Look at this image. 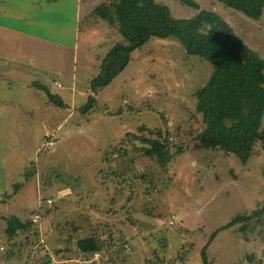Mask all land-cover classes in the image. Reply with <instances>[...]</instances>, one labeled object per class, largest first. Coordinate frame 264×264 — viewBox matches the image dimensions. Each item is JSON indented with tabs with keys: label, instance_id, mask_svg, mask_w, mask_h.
Segmentation results:
<instances>
[{
	"label": "rangeland",
	"instance_id": "obj_1",
	"mask_svg": "<svg viewBox=\"0 0 264 264\" xmlns=\"http://www.w3.org/2000/svg\"><path fill=\"white\" fill-rule=\"evenodd\" d=\"M80 1L83 9L75 13L73 0H0V30L32 31L42 44L49 42L50 51L59 46L64 52L61 63L55 56L33 62L40 71L52 60L56 72H75L72 82L58 77L60 87L42 83L55 94L52 102L43 88L20 82L21 71L4 68L0 58V215L30 220L13 235L0 220V259L201 264L199 248L209 233L264 201V150L254 145L242 162L196 140L203 121L193 91L207 79L211 64L185 53L172 35L152 36L130 51L107 84L85 92L107 46L120 36L114 23L101 27L92 9L107 0ZM155 1L174 16L196 10L182 0ZM194 1L225 19L264 58V6L254 19L218 0ZM89 93L94 101L81 109ZM157 131L164 138L163 163L139 149L138 136ZM34 213L38 218L32 221ZM86 234L102 241L101 258L91 259L73 243ZM205 249L212 264H264V211L218 230Z\"/></svg>",
	"mask_w": 264,
	"mask_h": 264
},
{
	"label": "trees",
	"instance_id": "obj_2",
	"mask_svg": "<svg viewBox=\"0 0 264 264\" xmlns=\"http://www.w3.org/2000/svg\"><path fill=\"white\" fill-rule=\"evenodd\" d=\"M182 1L196 8L192 15L174 16L167 5L155 0H108L96 4L95 12L116 24L120 40L111 44L101 56L97 71L89 78V89L95 92L107 84L126 65L130 51L141 47L152 36L172 35L185 53L197 54L211 64L207 79L193 91L194 109L203 121L195 135L196 140L204 147L231 152L245 162L254 145L264 150V58L215 11L198 7L194 0ZM218 1L254 19L260 16L264 6V0ZM37 85L43 88L47 100L54 102L55 94H49L43 84ZM55 101L62 105L58 98ZM93 101L94 96L89 93L80 108L90 107ZM138 139L141 153L154 155L160 163L167 160L160 132L154 136H138ZM261 174L264 178V165ZM262 211L264 201L249 213H236L214 228L199 248L201 264H212L205 248L218 230ZM4 221L5 233L13 235L18 229L25 228L30 220L8 214ZM244 226L245 222L238 227L243 229ZM73 243L84 254L103 247L102 241L93 234L75 237Z\"/></svg>",
	"mask_w": 264,
	"mask_h": 264
},
{
	"label": "crops",
	"instance_id": "obj_3",
	"mask_svg": "<svg viewBox=\"0 0 264 264\" xmlns=\"http://www.w3.org/2000/svg\"><path fill=\"white\" fill-rule=\"evenodd\" d=\"M46 1L55 3L58 0H46ZM80 3H81L80 0H73L75 13L77 11H80V8L82 7ZM32 6H34V4ZM107 23L113 24L112 22L107 21V19L100 17L101 27L108 26ZM58 26L59 25H54L52 26V28L59 30ZM28 36H32V38H28ZM35 38H37V42H34L36 41L34 40ZM43 41H44L43 38H41L37 33H34L32 31H25L20 28H16V29L4 28L3 30H0V58H1L2 65L4 66V68H8V69L10 67H14V69L12 68V71L15 73L18 71H21V75L23 77H20V79L18 80H20V82H22L23 84L27 86L33 85L34 87L36 86L37 88L38 87L37 84H42L44 82L51 81L53 85H55L56 87H60L61 85L57 79L58 77L65 78L67 80L70 79V81L72 82L75 78V72L73 69L71 70V75L68 76V72L65 70H60L61 68L58 69L60 70L59 73L56 72V70L54 69V63L52 62V60H49L50 63L46 64L47 66L46 68L43 66V69H41V71L38 69L40 67L39 63L33 64V62L35 61L39 62L40 57L46 58L47 56H52V57L55 56L59 58V63H61V56H62V59L64 58L63 56L64 52H61V50H59L58 48L59 46L55 47V51H50L51 47L48 44L49 42H47V44L44 45L42 44ZM29 44H32L31 51H29V48H28ZM108 47L109 45L107 46V49ZM37 70L40 72H37ZM95 71H97V69H95ZM63 73L65 74V77H62ZM51 77L53 78L51 79ZM83 78H85V76ZM69 88H71L72 90L73 87H69ZM87 89H89V86L86 87L85 92H87ZM89 91L91 90L89 89ZM71 92L73 96L75 97L76 95L75 91L72 90ZM93 92L94 91H92V93ZM74 101L75 100L73 99L72 104H74ZM16 194L17 193H14V196ZM0 201H3V199H1ZM2 215H5V214L0 215V220L2 221L3 223L2 226L4 228L5 221L3 220ZM1 263L10 264L8 263V261L6 262L4 258L0 259V264Z\"/></svg>",
	"mask_w": 264,
	"mask_h": 264
},
{
	"label": "built area",
	"instance_id": "obj_4",
	"mask_svg": "<svg viewBox=\"0 0 264 264\" xmlns=\"http://www.w3.org/2000/svg\"><path fill=\"white\" fill-rule=\"evenodd\" d=\"M47 143L51 144L52 141L51 140H48ZM45 200H46V202H51V198L50 197L45 198ZM37 218H38V213H34L31 216L30 219L32 221H35V220H37ZM124 245L127 246L126 244H124ZM90 254H91V256H90L91 259H97L99 257L101 258V253H100L99 250H95V251L91 252ZM50 264H56L55 260H53L52 262H50ZM77 264H80V263H77Z\"/></svg>",
	"mask_w": 264,
	"mask_h": 264
}]
</instances>
